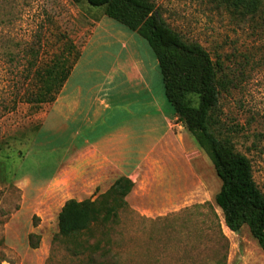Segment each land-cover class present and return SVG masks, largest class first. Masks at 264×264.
I'll list each match as a JSON object with an SVG mask.
<instances>
[{"label": "rangeland", "instance_id": "obj_1", "mask_svg": "<svg viewBox=\"0 0 264 264\" xmlns=\"http://www.w3.org/2000/svg\"><path fill=\"white\" fill-rule=\"evenodd\" d=\"M151 1L184 41L198 43L219 62L220 123L234 150L249 159L264 195V3L255 15L243 17L230 0ZM122 29L85 2L0 0V264H87L89 254L77 253L79 244H99L95 258L114 264H264V250L247 226L236 233L225 226L214 203L220 181L196 144L199 154L189 155L201 182L168 206L164 173L157 177L154 166L134 172L135 166L122 165V173H115L113 167H91L72 158L70 146H81L82 139L80 134L69 142L68 98L61 92L40 107L19 103L9 110L26 91V68L36 52L39 67L53 56H79L66 82L69 89H82V107L100 95L99 123L91 137L118 127L143 129L145 113L173 112L146 41L136 35L137 43L126 48L116 42L92 46ZM131 54L144 60L148 85H126L118 68ZM157 116L160 134L164 123ZM118 177L134 186L109 228L71 239L58 235L57 215L67 200H95Z\"/></svg>", "mask_w": 264, "mask_h": 264}, {"label": "trees", "instance_id": "obj_2", "mask_svg": "<svg viewBox=\"0 0 264 264\" xmlns=\"http://www.w3.org/2000/svg\"><path fill=\"white\" fill-rule=\"evenodd\" d=\"M70 1L74 4L85 2L92 8L102 9L105 17L146 41L158 63L164 95L177 120L197 147L206 153L220 181L214 203L222 212L225 226L234 233L247 226L264 250V195L253 180L249 159L234 150L218 117L220 88L223 87L219 62L198 43L184 41L165 23L151 0ZM263 3L264 0H230L233 10L243 17L255 15ZM32 55L34 59L26 68L29 81L26 91L12 101L10 111L19 103L40 107L54 102L79 57L70 60L69 57L53 56L39 67L37 53ZM6 56L8 58V51ZM133 186L128 178L118 177L95 200H67L57 215L58 235L71 239L85 236L96 227L109 228L111 222L118 219L119 211L126 205L125 197ZM76 250L77 253L88 252L87 264H114L95 258L99 244H79Z\"/></svg>", "mask_w": 264, "mask_h": 264}, {"label": "crops", "instance_id": "obj_3", "mask_svg": "<svg viewBox=\"0 0 264 264\" xmlns=\"http://www.w3.org/2000/svg\"><path fill=\"white\" fill-rule=\"evenodd\" d=\"M136 37L134 32L122 29L113 38L100 39L92 46L107 47L116 42L121 43L120 48H126L129 42L137 43ZM129 58L118 68L124 75L126 85H138L140 82L145 86L148 85L143 75L144 60L135 58L132 54L129 55ZM157 65V61L153 60L152 68L155 69ZM114 80L113 78L109 79L110 82ZM68 85L69 81L65 82L60 92L68 98L69 142L71 143L72 139H77L80 134L82 139L81 146H70L72 158L80 164L91 167H113L115 173H122L119 167L122 165L135 166L134 172L140 170L139 166L141 165H152L154 168L151 171H156L157 177H163L161 173H164V197L168 198V206H173L185 196L187 190L200 184L198 167L195 165V160H192L189 155L193 152L199 154V151L195 148L192 137L188 136V132H185L183 125L177 120L174 111L167 110L163 113L156 110L153 114L145 113L143 117L146 119V127L143 129L134 126L118 127L91 137V133L99 123L98 108L102 104V100L99 99L100 95L92 99L88 106L86 103L82 107L83 100H79L82 89H69ZM158 114L164 123V130L160 134H157L156 131ZM142 142H145V146H142ZM127 149H129L128 152L125 151ZM131 149L134 150L130 152ZM130 154H136L137 160H126Z\"/></svg>", "mask_w": 264, "mask_h": 264}]
</instances>
